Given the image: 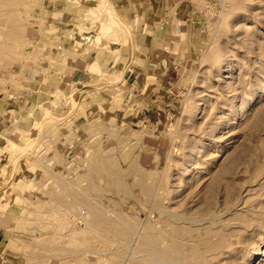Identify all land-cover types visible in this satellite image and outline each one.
<instances>
[{
    "label": "rangeland",
    "instance_id": "374dc122",
    "mask_svg": "<svg viewBox=\"0 0 264 264\" xmlns=\"http://www.w3.org/2000/svg\"><path fill=\"white\" fill-rule=\"evenodd\" d=\"M109 3L0 0L11 264H264V0H196L193 61L178 66L167 117L91 116L65 163L52 131H71L97 95L109 110L131 98L127 68L69 82L84 51L114 53L129 36L110 30ZM21 161L36 181L18 175Z\"/></svg>",
    "mask_w": 264,
    "mask_h": 264
},
{
    "label": "crops",
    "instance_id": "0c3cea01",
    "mask_svg": "<svg viewBox=\"0 0 264 264\" xmlns=\"http://www.w3.org/2000/svg\"><path fill=\"white\" fill-rule=\"evenodd\" d=\"M111 2L115 9L108 0L110 18H114L115 27H111L110 30L118 32V27L121 29L123 27L127 29L129 36L118 38L123 43L119 44L117 51L114 48L115 54L111 53V50L99 51L93 48L84 51L68 71L69 82L77 86L82 85L80 87L82 88L95 78L94 73H102L103 69H115L120 73L127 68L123 76L126 80L123 90L131 98L126 99L121 110L116 106L109 110L105 108L103 97L97 95L94 98L95 106L91 103L87 108L80 109L81 117L78 122L74 120L71 131L59 130L55 135L52 131L51 143L65 163L75 156L73 145L83 136L88 126V118L91 116H96V120H101L105 124L111 120L118 122L121 121L117 119L121 113L118 115L116 111H123L126 107L135 111L134 119L138 118L139 122L154 120L158 124L161 119L164 120L170 112L169 109H164L169 107V103L165 102V98L169 96L165 97V94L178 82L176 79L180 74V71H177L178 66L184 62L191 66L193 61L189 54L190 50H193L196 33V0H111ZM116 13L121 20L116 18ZM80 88L77 87L78 90ZM42 98L43 94L38 98L41 100L37 102L38 104L46 100ZM93 107H96L95 111ZM25 109L28 110L27 107ZM106 114L109 119H106ZM3 129L4 127L0 126V133ZM4 144L0 143V147ZM8 162V155H0V167L6 166ZM59 166L55 164L54 167ZM17 170L22 180L36 181V172L28 169L24 161L20 162ZM1 223L0 220V264H11L14 261L12 259L16 255L19 256V253L16 254L15 250L9 247V241L14 235L12 225L2 226Z\"/></svg>",
    "mask_w": 264,
    "mask_h": 264
},
{
    "label": "bare ground",
    "instance_id": "6f19581e",
    "mask_svg": "<svg viewBox=\"0 0 264 264\" xmlns=\"http://www.w3.org/2000/svg\"><path fill=\"white\" fill-rule=\"evenodd\" d=\"M209 223V222H208Z\"/></svg>",
    "mask_w": 264,
    "mask_h": 264
}]
</instances>
